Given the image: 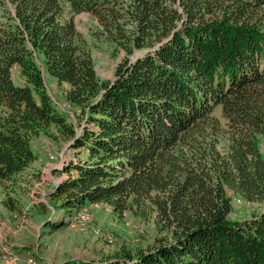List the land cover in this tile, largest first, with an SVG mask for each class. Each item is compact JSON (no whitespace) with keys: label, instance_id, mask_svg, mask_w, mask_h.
<instances>
[{"label":"trees","instance_id":"obj_1","mask_svg":"<svg viewBox=\"0 0 264 264\" xmlns=\"http://www.w3.org/2000/svg\"><path fill=\"white\" fill-rule=\"evenodd\" d=\"M121 55L103 79L74 14ZM64 85L71 119L45 74ZM75 149L56 210L154 217L151 247L61 264H264V0H0V187L20 213L33 140ZM236 198L253 205L236 213ZM44 220L50 229L64 219Z\"/></svg>","mask_w":264,"mask_h":264},{"label":"rangeland","instance_id":"obj_2","mask_svg":"<svg viewBox=\"0 0 264 264\" xmlns=\"http://www.w3.org/2000/svg\"><path fill=\"white\" fill-rule=\"evenodd\" d=\"M74 18L80 32L92 47L99 75L103 79H112L121 55H113L107 45L95 39L92 32L97 20L91 14L82 12L74 14ZM45 78L57 106L69 118L76 119V110L65 100V86L60 85L51 74L46 73ZM33 143L38 156L35 167L39 171V179L35 181L23 211H12L18 216L11 215L14 216L15 223L9 232L8 229L7 232L2 229L5 221L3 207H7L3 203L5 194L0 187V264H32L27 259L30 254L37 258L36 264H61L69 259L100 261L122 253L125 249L134 250L156 244L162 233L158 230L153 216L144 218L132 210L119 216L101 203L85 204L78 211L74 209L73 215H68L65 209L56 210L48 193L57 182L67 177L62 172L63 166L67 161L76 158L75 149L69 148L65 139L53 138L45 133L35 137ZM235 202L237 217H247L251 213L252 204L241 198H236ZM7 211L11 210L7 208ZM81 211L90 215V223L86 227L78 223L76 217ZM47 218H53L56 222L64 219L67 223L50 229L48 226L44 227V220ZM22 224L26 227H22ZM98 228L101 230L100 234L95 233L94 229ZM104 234H112L113 242L105 240ZM27 248L26 256L20 257L16 252L17 249Z\"/></svg>","mask_w":264,"mask_h":264},{"label":"bare ground","instance_id":"obj_3","mask_svg":"<svg viewBox=\"0 0 264 264\" xmlns=\"http://www.w3.org/2000/svg\"><path fill=\"white\" fill-rule=\"evenodd\" d=\"M261 146H262V149H264V140L262 141ZM96 204L98 205L99 203H96ZM76 217H77L78 223H80L83 227L88 226V224L90 223V215L87 212L81 211V212H79V214ZM94 230H95L96 234H100L101 233V230L99 228L98 229H94ZM104 239L108 240L109 242L112 243L113 240H114V236L112 234H104ZM27 259L32 264H36L37 263V258H35V256H33L32 254H30L27 257Z\"/></svg>","mask_w":264,"mask_h":264},{"label":"crops","instance_id":"obj_4","mask_svg":"<svg viewBox=\"0 0 264 264\" xmlns=\"http://www.w3.org/2000/svg\"><path fill=\"white\" fill-rule=\"evenodd\" d=\"M37 140V139H36ZM35 145V144H34ZM3 214H4V218H5V221L2 223V229H5V231L8 229V232L9 230H12L13 228V225L15 223V221H13V217L16 216L17 214H14L12 211H7V208L3 207ZM14 215V216H11V215ZM9 215V216H8ZM18 216V215H17ZM29 225V224H28ZM22 227H26V225H21ZM27 229H29V227L27 226ZM7 232V231H6ZM18 242V241H17ZM22 246H25L24 244H20ZM0 250H2V247H1V240H0ZM20 250L22 252H20ZM28 248L27 249H17V254L21 257V256H26V252H27Z\"/></svg>","mask_w":264,"mask_h":264}]
</instances>
